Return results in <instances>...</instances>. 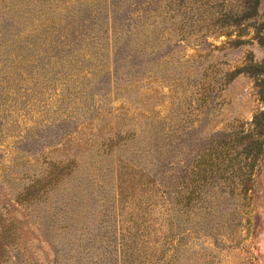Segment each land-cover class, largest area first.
<instances>
[{
  "label": "rangeland",
  "instance_id": "rangeland-1",
  "mask_svg": "<svg viewBox=\"0 0 264 264\" xmlns=\"http://www.w3.org/2000/svg\"><path fill=\"white\" fill-rule=\"evenodd\" d=\"M243 1L0 0V264H264V159L174 205L264 109Z\"/></svg>",
  "mask_w": 264,
  "mask_h": 264
},
{
  "label": "trees",
  "instance_id": "trees-1",
  "mask_svg": "<svg viewBox=\"0 0 264 264\" xmlns=\"http://www.w3.org/2000/svg\"><path fill=\"white\" fill-rule=\"evenodd\" d=\"M261 14L264 15V0H244L240 10L230 11L223 18L213 20L212 27H217L218 32L226 36L239 31L242 25L253 28L259 45L264 48V21L256 24ZM242 70L257 79L255 83L264 102L263 91L260 90L264 84V60L258 64L248 61ZM215 135L219 139L211 142L214 147L205 150L187 168L190 177L189 187L183 196L184 204L180 206L178 198L174 203L175 206L179 204V210L200 202L203 193L213 195L214 189L220 194L224 193L226 184L230 187L228 194L232 197L245 199L246 193L251 191L253 163L264 159V109L253 117L249 129L232 127Z\"/></svg>",
  "mask_w": 264,
  "mask_h": 264
}]
</instances>
